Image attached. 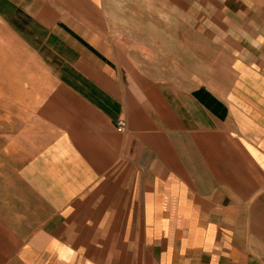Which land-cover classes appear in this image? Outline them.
I'll return each instance as SVG.
<instances>
[{"label": "crops", "instance_id": "crops-1", "mask_svg": "<svg viewBox=\"0 0 264 264\" xmlns=\"http://www.w3.org/2000/svg\"><path fill=\"white\" fill-rule=\"evenodd\" d=\"M113 1L0 0V264H264V0Z\"/></svg>", "mask_w": 264, "mask_h": 264}, {"label": "rangeland", "instance_id": "rangeland-1", "mask_svg": "<svg viewBox=\"0 0 264 264\" xmlns=\"http://www.w3.org/2000/svg\"><path fill=\"white\" fill-rule=\"evenodd\" d=\"M210 4L212 7H208ZM110 5H112L113 9L114 6H118L120 14H123L122 12L126 8L136 11L149 10L152 12V16H157L156 13L161 12L165 16L166 21H168L167 24L171 22L167 25L168 27H179L178 31L181 34L184 47L190 44L192 38L193 42H195L196 36L200 47H202V45L206 44L209 28H214L210 24L213 15L215 16L213 13V0H118V2L113 1L112 4L108 3L109 7ZM153 22L157 27L163 26L161 17L152 19V28L155 26ZM167 32H171V29L169 28ZM152 62L156 63V65L153 64L152 66L158 72L159 67L157 64L159 60Z\"/></svg>", "mask_w": 264, "mask_h": 264}, {"label": "built area", "instance_id": "built-area-1", "mask_svg": "<svg viewBox=\"0 0 264 264\" xmlns=\"http://www.w3.org/2000/svg\"><path fill=\"white\" fill-rule=\"evenodd\" d=\"M119 125H120V128H119V130L121 131V130H122V128H123V123H121V122H120V124H119Z\"/></svg>", "mask_w": 264, "mask_h": 264}]
</instances>
